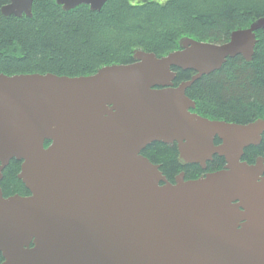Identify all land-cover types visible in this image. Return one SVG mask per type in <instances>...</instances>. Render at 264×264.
Segmentation results:
<instances>
[{"label":"water","instance_id":"95a60500","mask_svg":"<svg viewBox=\"0 0 264 264\" xmlns=\"http://www.w3.org/2000/svg\"><path fill=\"white\" fill-rule=\"evenodd\" d=\"M32 3L8 0L0 15L31 18ZM260 30L264 16L225 43L183 37L164 57L136 50L89 76L0 74V181L14 160L29 193L0 190L1 264H264L263 159L241 161L264 120H209L185 95L227 59L251 62ZM173 69L194 75L174 87ZM152 143L174 144L181 167L224 165L169 183L141 155Z\"/></svg>","mask_w":264,"mask_h":264},{"label":"trees","instance_id":"16d2710c","mask_svg":"<svg viewBox=\"0 0 264 264\" xmlns=\"http://www.w3.org/2000/svg\"><path fill=\"white\" fill-rule=\"evenodd\" d=\"M128 1L110 0L99 12L85 6L63 12L53 0H33L31 18L0 15V73L92 75L103 66L130 63L134 50L166 56L178 49L182 37L224 43L232 31L264 16V0H169L162 5ZM7 2L0 0V7ZM256 38L250 63L241 57L228 59L185 91L195 104L192 112L236 124L264 120V30ZM174 71V85L193 75ZM141 155L158 165L170 182L180 172L186 180L203 173L197 165L181 167L175 145L152 143ZM256 157L264 158V136L258 146L244 150L241 160L252 164ZM222 166L223 160L213 157L206 172ZM18 169V162L11 160L2 172L4 196L27 194L17 179Z\"/></svg>","mask_w":264,"mask_h":264},{"label":"flooded vegetation","instance_id":"af4514ba","mask_svg":"<svg viewBox=\"0 0 264 264\" xmlns=\"http://www.w3.org/2000/svg\"><path fill=\"white\" fill-rule=\"evenodd\" d=\"M110 0H108V1H106V3L107 2H109ZM166 1H169V0H129L128 1V3L130 4V5H139V4H143V3H150V4H155V5H162V4H164ZM105 3V4H106ZM104 4V5H105ZM103 5V6H104ZM61 10H62V7H61V5H57ZM79 6H85V7H87V8H89V5H84V4H81V5H79ZM78 6V7H79ZM89 10V9H88ZM257 158V157H256ZM255 158V159H256ZM263 158V157H262ZM255 161V160H254ZM254 163V162H253ZM263 165H264V158H263ZM4 171V170H3ZM18 171H19V169H18ZM202 175V174H201ZM263 176H264V174H263ZM3 194V193H2ZM12 195H14V194H12ZM26 195H28V193L27 194H22L21 196H26ZM3 196H4V194H3ZM9 196H11V195H9ZM9 196H4V197H9ZM0 263H1V261H0Z\"/></svg>","mask_w":264,"mask_h":264}]
</instances>
